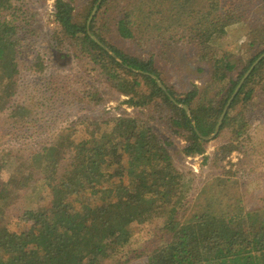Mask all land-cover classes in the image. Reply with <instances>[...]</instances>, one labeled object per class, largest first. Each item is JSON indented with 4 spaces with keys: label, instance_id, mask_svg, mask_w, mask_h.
Returning a JSON list of instances; mask_svg holds the SVG:
<instances>
[{
    "label": "trees",
    "instance_id": "obj_1",
    "mask_svg": "<svg viewBox=\"0 0 264 264\" xmlns=\"http://www.w3.org/2000/svg\"><path fill=\"white\" fill-rule=\"evenodd\" d=\"M129 1L110 28L117 39L141 43L149 38H188L207 52L199 60L209 62L213 69L202 94H178L167 87L164 91L156 80L162 79L153 57L130 55L108 40L104 17L108 20L109 6L123 0H88L79 10L66 0H55L58 29L52 45L71 58L86 60L89 71L127 97L130 107L166 111L172 132L187 142L185 155L204 154L208 140L203 137L215 132L228 100L264 54V22L260 20L251 30L252 34L259 31L258 42L252 45L259 43L262 49L232 79L229 73L236 65L227 54L216 58L214 47L229 27L258 19L249 20L247 0ZM94 8L97 11L88 24ZM21 14L25 11L15 0H0V113L15 106L10 117L20 113L21 106L12 99L19 94V54L25 27L30 25L29 21L23 25ZM35 67L43 70L42 65ZM263 68L264 58L233 99L216 136L234 130L225 145L227 153L239 149L235 141L248 127L244 110L263 86ZM211 86L217 91V101L214 96L208 98ZM179 105H187L190 116ZM93 126L97 137L79 142L64 139L30 160L17 157L13 171L17 181L0 179V264H103L129 245L131 227L158 218L164 219L167 240L121 264L137 259H144L143 264H264V215L234 209L230 201L238 199L231 198L225 204L210 199L201 211L183 218L179 212L188 200L186 176L173 164L170 142L134 118L120 117L110 129L105 122ZM0 160L2 165L9 163L3 161L6 157ZM229 180L218 186L226 187ZM25 196L31 201L23 204L20 221L25 227L10 230L4 224L3 205Z\"/></svg>",
    "mask_w": 264,
    "mask_h": 264
},
{
    "label": "rangeland",
    "instance_id": "obj_2",
    "mask_svg": "<svg viewBox=\"0 0 264 264\" xmlns=\"http://www.w3.org/2000/svg\"><path fill=\"white\" fill-rule=\"evenodd\" d=\"M15 1L25 11L20 21L23 25L29 21L30 25L25 27L19 54V94L12 99L21 106L20 113L15 117L9 116L15 106L12 110L6 109L0 113V159L6 157L3 160L5 163L9 160L6 165H2L0 160V179L17 181L16 172H13L17 169V157L30 160L38 153L45 154L47 148L58 146L64 139L72 138L79 142L87 137H97L93 133L96 128L94 123L105 122L110 129L118 118L129 117L136 119L140 125L151 126L160 138L170 142L168 150L173 164L186 176L187 183V205L181 208L180 216L190 218L206 207L210 199L225 204L231 198L238 199L230 201L234 209L237 207L264 215V82L253 104L244 110L248 127L245 134L235 141L239 149L227 153L228 147L225 145L231 141V132L234 131L229 128L221 132L219 137L208 140L204 154L189 157L184 153L187 142L172 132L167 123L169 115L166 111L130 107L127 97L115 91L98 73L89 71L86 60L83 62L80 58H71V54L52 45V37L58 29L54 19L55 0ZM66 1L79 10L88 0ZM129 3V0H123L122 4L115 2L109 6L108 20L107 15L104 17L108 25L104 33L108 40L130 55L142 59L153 57L161 73V82L175 93L202 94L213 69L209 62L199 60L200 55L207 52L189 43L188 38L177 37L172 41L167 38H149L141 43L117 39V34L110 28L122 16V9L126 7L122 8V5ZM245 11L249 20L253 17L258 19L229 27L226 35L214 47L216 58L227 54V59L236 65L229 73L232 79L262 49L259 43L252 45L254 40L258 42L259 31L252 34L251 30L259 25L260 20L264 22L263 0H247ZM185 34L182 33L183 36ZM36 64L38 67L42 65L43 70L36 69ZM261 72L264 76V68ZM212 87L207 95L215 99L218 97L215 96L217 91ZM125 161L123 158V166ZM227 179H230L229 185L227 183L226 187L220 188V181ZM188 180L191 182L188 183ZM24 199L19 198L15 203L6 202L3 205L6 217L4 224L10 230L17 231L25 227L20 221L25 211L23 204L27 205L31 201L27 196ZM167 232L162 218L135 224L131 227L129 245L103 264H121L145 249H155V246L167 240ZM144 262V259L132 261L133 264Z\"/></svg>",
    "mask_w": 264,
    "mask_h": 264
},
{
    "label": "water",
    "instance_id": "obj_3",
    "mask_svg": "<svg viewBox=\"0 0 264 264\" xmlns=\"http://www.w3.org/2000/svg\"><path fill=\"white\" fill-rule=\"evenodd\" d=\"M100 2H101V0H99L98 3H100ZM96 11H97V8H94V10H93V12H92V14H91V16H90V18H89L88 24H90V22L92 21L94 15H95V13H96ZM92 38H93L97 43H99L100 45H102V43H101V42H100L95 36H92ZM106 49H107V48H106ZM108 51H109V50H108ZM109 52H110V51H109ZM110 53L114 56V54H113L112 52H110ZM263 58H264V54L261 55V56H260V57H259L254 63H253V65L251 66V68L247 71V73L245 74V76L242 78V80L240 81V83H239L237 89L235 90V92L233 93V95L231 96V98L228 100V103L226 104V106H225V108H224V111H223V113H222V115H221V117H220V119H219V122H218V125H217L216 129H215V132H214L212 135H210L209 137H203L205 140H210V139L215 138V137L217 136V134H218V132H219V130H220V127H221V125H222V123H223V120H224V118H225V116H226V113H227V111H228V109H229V107H230V105H231L233 99L236 97L238 91L240 90V88L242 87L243 83L245 82V80L247 79V77L250 75V73L252 72V70L256 67V65H257V64H258ZM156 80H157L158 85H159L164 91H167V88L164 86V84H163L159 79H156ZM171 99H172V98H171ZM180 107H182L183 109H185V111L187 112V114L190 116V112H189V109H188V106H187V105H180ZM191 121L193 122V118H191Z\"/></svg>",
    "mask_w": 264,
    "mask_h": 264
}]
</instances>
